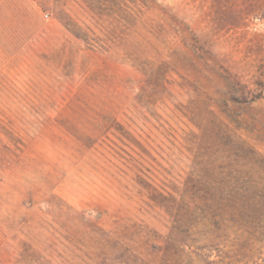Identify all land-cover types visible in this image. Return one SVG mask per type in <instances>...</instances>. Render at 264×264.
I'll list each match as a JSON object with an SVG mask.
<instances>
[{"label": "rangeland", "instance_id": "1", "mask_svg": "<svg viewBox=\"0 0 264 264\" xmlns=\"http://www.w3.org/2000/svg\"><path fill=\"white\" fill-rule=\"evenodd\" d=\"M0 264H264V0H0Z\"/></svg>", "mask_w": 264, "mask_h": 264}, {"label": "built area", "instance_id": "2", "mask_svg": "<svg viewBox=\"0 0 264 264\" xmlns=\"http://www.w3.org/2000/svg\"><path fill=\"white\" fill-rule=\"evenodd\" d=\"M47 15V14H46Z\"/></svg>", "mask_w": 264, "mask_h": 264}]
</instances>
